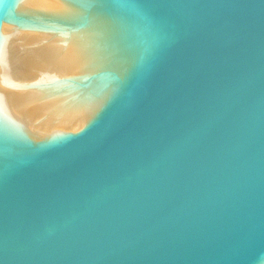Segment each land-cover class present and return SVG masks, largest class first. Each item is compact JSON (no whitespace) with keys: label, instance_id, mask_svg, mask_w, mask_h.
I'll list each match as a JSON object with an SVG mask.
<instances>
[{"label":"water","instance_id":"1","mask_svg":"<svg viewBox=\"0 0 264 264\" xmlns=\"http://www.w3.org/2000/svg\"><path fill=\"white\" fill-rule=\"evenodd\" d=\"M0 264H264V0H0Z\"/></svg>","mask_w":264,"mask_h":264}]
</instances>
